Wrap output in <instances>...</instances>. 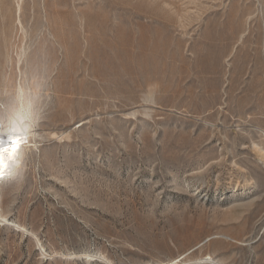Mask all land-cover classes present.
<instances>
[{
	"label": "rangeland",
	"instance_id": "1",
	"mask_svg": "<svg viewBox=\"0 0 264 264\" xmlns=\"http://www.w3.org/2000/svg\"><path fill=\"white\" fill-rule=\"evenodd\" d=\"M15 10L0 120L39 91L0 264H264V0H22L23 34Z\"/></svg>",
	"mask_w": 264,
	"mask_h": 264
},
{
	"label": "bare ground",
	"instance_id": "2",
	"mask_svg": "<svg viewBox=\"0 0 264 264\" xmlns=\"http://www.w3.org/2000/svg\"><path fill=\"white\" fill-rule=\"evenodd\" d=\"M21 1L22 0H15L16 2V10H15V22L17 23L16 27H17V30L19 31H23V26H22V21L20 19V12H21ZM2 14V13H1ZM23 34V32H22ZM22 49V48H20ZM22 51V50H21ZM19 52L17 54V63L20 62V58L21 55H22V52ZM20 72V70H19ZM6 80V79H5ZM7 82V81H6ZM9 82V81H8ZM7 82V83H8ZM5 88V87H4ZM12 93H13V100H14V103H12V107L7 110V113H6V116L5 118H1L0 121H5L7 117L9 116H15V117H20L22 116L24 119L28 120L29 122H31L32 124L35 123V116L33 117V114L35 112V108H33V99H32V96L36 95L37 94V86L34 85L33 83H28L26 84L24 81L23 82H19L18 84H14L12 87ZM6 89V88H5ZM39 91V90H38ZM8 92V91H7ZM33 136H34V131H33ZM67 138V137H66ZM35 147V146H34ZM261 153H262V150H259ZM23 154L24 152L22 153L21 152V155L23 157ZM26 155V154H25ZM262 158L264 159V152L262 153ZM24 159V158H23ZM24 162V161H23ZM23 164H22V160H21V163L19 165V167H14L12 169H6L5 172H4V175H8V174H13V176H15L14 174L17 172V171H23ZM20 173V172H19ZM3 175V176H4ZM2 176V177H3ZM16 177V176H15ZM18 178V177H17ZM11 179V178H10ZM6 213V212H5ZM5 213L0 210V223H8L9 220L6 218V215ZM18 229H21L22 226L21 225H15ZM23 229V228H22ZM36 240V239H35ZM37 245L39 247V250L41 251L42 255L43 256H49L50 257V254H47L42 246L38 243L37 241ZM73 256V255H72ZM73 257H80L81 259L84 258L86 260H90L92 261V259L94 260L95 257H97L100 261L102 262H105L106 264H111L105 257L103 256H94V255H91V254H82V255H74ZM70 258V257H69ZM174 261H176L174 263ZM172 262H167V263H164V264H188L186 262H180V261H177V260H174ZM219 263V262H218ZM217 262H215L210 256H207L206 258H202L200 259L198 262H194L193 263L191 262V264H218ZM190 264V263H189Z\"/></svg>",
	"mask_w": 264,
	"mask_h": 264
},
{
	"label": "clouds",
	"instance_id": "3",
	"mask_svg": "<svg viewBox=\"0 0 264 264\" xmlns=\"http://www.w3.org/2000/svg\"><path fill=\"white\" fill-rule=\"evenodd\" d=\"M34 124L22 116H9L0 121V175L6 169L19 167L22 160V146L33 137Z\"/></svg>",
	"mask_w": 264,
	"mask_h": 264
},
{
	"label": "snow or ice",
	"instance_id": "4",
	"mask_svg": "<svg viewBox=\"0 0 264 264\" xmlns=\"http://www.w3.org/2000/svg\"><path fill=\"white\" fill-rule=\"evenodd\" d=\"M0 177H2V175H0Z\"/></svg>",
	"mask_w": 264,
	"mask_h": 264
}]
</instances>
